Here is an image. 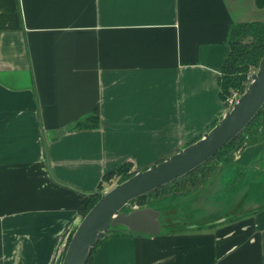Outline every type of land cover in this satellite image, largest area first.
Listing matches in <instances>:
<instances>
[{"label": "crops", "instance_id": "1", "mask_svg": "<svg viewBox=\"0 0 264 264\" xmlns=\"http://www.w3.org/2000/svg\"><path fill=\"white\" fill-rule=\"evenodd\" d=\"M255 5L0 0V264H61L105 174L146 169L218 122L229 28ZM235 158L254 166L264 144ZM207 189L171 194L192 193L173 206ZM252 201L206 224L170 230L166 217L158 234L108 232L89 264H264V203Z\"/></svg>", "mask_w": 264, "mask_h": 264}, {"label": "water", "instance_id": "2", "mask_svg": "<svg viewBox=\"0 0 264 264\" xmlns=\"http://www.w3.org/2000/svg\"><path fill=\"white\" fill-rule=\"evenodd\" d=\"M259 61L245 91L201 138L151 163L146 169L137 170L109 190L99 191L100 199L77 224L61 264H87L95 245L114 226L124 225L131 231L146 234L162 231L159 209L149 205L126 211L123 207L204 164L250 123L264 103V54Z\"/></svg>", "mask_w": 264, "mask_h": 264}, {"label": "rangeland", "instance_id": "3", "mask_svg": "<svg viewBox=\"0 0 264 264\" xmlns=\"http://www.w3.org/2000/svg\"><path fill=\"white\" fill-rule=\"evenodd\" d=\"M244 16L245 20H264V7H258L255 5L254 8H246ZM257 69L258 67L254 66L249 68L247 74L248 81L246 86L252 79L251 74L256 72ZM232 91V94L225 99L227 110L232 106V104L229 102L231 97H235L236 95L240 96L243 93L234 89H232ZM255 124L249 125L247 129L242 132L243 134L241 135V138L243 139V142L241 143V145H239L238 147L236 146L239 142L238 140L236 145H234L236 147L233 146L232 149L229 150V152L216 156L210 162H208L209 164L205 167L210 166V168H214L213 171L206 173L205 176H201V178L194 179V181L192 179L190 181L188 176L178 177L176 178V180L170 183H166L159 188L149 191L144 196L135 198L130 203L124 206V210L130 211L136 207H145L149 205H155L161 208L164 207L166 208V210H164V212L162 213L160 221L164 222L166 217L172 218L173 221L167 220V222H170L169 227L177 229L178 227L186 226L187 224L185 223L187 222H191L192 224L196 223L198 222L197 220H199L201 224H206V219H209V215L224 209H228L230 207V204L238 200L239 197L242 200V203H244L249 198H254L256 199V201L250 202V205H263L264 158H262V160H260V162H258L254 166H246L241 163L239 165L237 163L232 165L231 161V159L237 160L235 156H239L241 154V151H243L244 149L251 148V146L253 145H261V143L264 144V134L261 132L262 124H259L258 129L260 132L257 133H255L256 131L254 130ZM236 165L238 167H236ZM120 179L121 177L119 176V178H115L111 182H106L105 187L104 189H102V191L109 190L117 183H119ZM248 185H252L253 189L234 191L225 190L229 189L230 187H240V189H242L244 187H248ZM220 186L223 187V191L222 188L221 191H214L217 188H220ZM206 187H208L206 193L196 194L198 196H196V200L192 201V203L179 204L176 209L173 206L174 204L183 201L184 197L191 196L192 193L177 195L171 194L191 191L193 189H205ZM235 210L236 209H234L233 212H235ZM232 213L228 214L231 215ZM67 243L68 238L64 251L68 246ZM64 251L63 254L65 253ZM64 255L62 257V261Z\"/></svg>", "mask_w": 264, "mask_h": 264}, {"label": "trees", "instance_id": "4", "mask_svg": "<svg viewBox=\"0 0 264 264\" xmlns=\"http://www.w3.org/2000/svg\"><path fill=\"white\" fill-rule=\"evenodd\" d=\"M254 3L258 7H264V0H254ZM228 43L231 48L230 54L228 58L225 60V63L222 67L221 74L219 76L220 77L219 79L220 90L219 91H220L221 98L224 101V104H225V99L229 95L232 94L233 92L232 89L237 90L241 93L244 92L245 86L248 81L247 74H248L249 68L252 66L258 67L259 65V62H260L259 60L264 54V20H260V19L243 20L241 22L233 23L229 28ZM251 124H255V128H254V130L256 131L255 133L260 132L258 127H259V124H262L261 132L264 134V103H263V106L260 108V110L252 118L250 123L246 125V127L235 138H233L232 141L227 143L221 150H219L217 154L207 159L204 162V164L200 165L199 167L191 170V172L185 175H182V176H188L190 181L191 179L194 181V179L201 178V176H205L206 173L213 171L214 168H210V166L205 167L206 165L209 164L208 162H210L216 156L229 152V150H231L232 147L236 145L238 140L239 142L236 146L238 147L239 145H241V143L243 142V139L241 138V135L243 134L242 132L246 130L247 127ZM136 171L137 169L131 166L130 163H125L121 165L119 169L105 174L104 175L105 182H102L99 185V190L92 192L89 195V198L86 201V203L82 207H80L79 211L81 212L82 217L89 211L91 206H93L94 203H96L100 199L101 196H100L99 191H102V189H104L106 182H111L113 179L119 178V176L121 177L120 181L124 180L132 176L133 173H135ZM151 206L161 210L162 213L164 212V210H166V208L164 207L161 208L155 205H151ZM168 228L170 230H174L173 228H170L169 226ZM75 229L69 235L67 245L69 244L70 239ZM121 231H131V230H129L126 226L121 225V226L112 227L109 232H121ZM135 232L142 233L138 231H135ZM101 241L102 240H100L95 245L93 252ZM93 254L91 255L87 264L90 263Z\"/></svg>", "mask_w": 264, "mask_h": 264}, {"label": "built area", "instance_id": "5", "mask_svg": "<svg viewBox=\"0 0 264 264\" xmlns=\"http://www.w3.org/2000/svg\"><path fill=\"white\" fill-rule=\"evenodd\" d=\"M237 94H238V93H237ZM238 95H239V94H238ZM238 97H239V96H237V95H236L235 97H231V99H230L229 102H230L231 104H233L234 101H235Z\"/></svg>", "mask_w": 264, "mask_h": 264}]
</instances>
